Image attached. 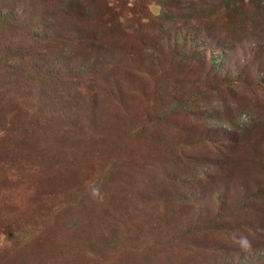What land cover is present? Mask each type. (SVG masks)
I'll use <instances>...</instances> for the list:
<instances>
[{
  "label": "rangeland",
  "instance_id": "obj_1",
  "mask_svg": "<svg viewBox=\"0 0 264 264\" xmlns=\"http://www.w3.org/2000/svg\"><path fill=\"white\" fill-rule=\"evenodd\" d=\"M0 264H264V0H0Z\"/></svg>",
  "mask_w": 264,
  "mask_h": 264
},
{
  "label": "trees",
  "instance_id": "obj_2",
  "mask_svg": "<svg viewBox=\"0 0 264 264\" xmlns=\"http://www.w3.org/2000/svg\"><path fill=\"white\" fill-rule=\"evenodd\" d=\"M3 16H5V14H4ZM23 57H24V56L21 54V55H20V58L22 59Z\"/></svg>",
  "mask_w": 264,
  "mask_h": 264
}]
</instances>
